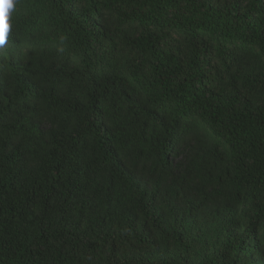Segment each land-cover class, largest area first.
<instances>
[{
  "label": "trees",
  "instance_id": "trees-1",
  "mask_svg": "<svg viewBox=\"0 0 264 264\" xmlns=\"http://www.w3.org/2000/svg\"><path fill=\"white\" fill-rule=\"evenodd\" d=\"M0 43V264H264V0H13Z\"/></svg>",
  "mask_w": 264,
  "mask_h": 264
},
{
  "label": "clouds",
  "instance_id": "clouds-1",
  "mask_svg": "<svg viewBox=\"0 0 264 264\" xmlns=\"http://www.w3.org/2000/svg\"><path fill=\"white\" fill-rule=\"evenodd\" d=\"M13 8V0H0V29L6 26L9 10Z\"/></svg>",
  "mask_w": 264,
  "mask_h": 264
},
{
  "label": "snow or ice",
  "instance_id": "snow-or-ice-1",
  "mask_svg": "<svg viewBox=\"0 0 264 264\" xmlns=\"http://www.w3.org/2000/svg\"><path fill=\"white\" fill-rule=\"evenodd\" d=\"M9 25L6 22V26L3 29H0V43L3 42L4 35L8 32Z\"/></svg>",
  "mask_w": 264,
  "mask_h": 264
}]
</instances>
